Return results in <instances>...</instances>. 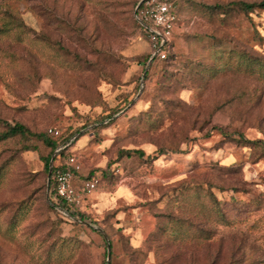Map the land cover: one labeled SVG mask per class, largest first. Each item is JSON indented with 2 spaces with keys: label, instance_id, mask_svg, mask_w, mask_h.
Returning a JSON list of instances; mask_svg holds the SVG:
<instances>
[{
  "label": "rangeland",
  "instance_id": "rangeland-1",
  "mask_svg": "<svg viewBox=\"0 0 264 264\" xmlns=\"http://www.w3.org/2000/svg\"><path fill=\"white\" fill-rule=\"evenodd\" d=\"M136 1L0 0V119L65 135L112 114L68 149L103 176L73 217L50 147L0 141V264H264V150L238 137L264 141V8L232 5L262 0H177L158 63Z\"/></svg>",
  "mask_w": 264,
  "mask_h": 264
},
{
  "label": "built area",
  "instance_id": "built-area-1",
  "mask_svg": "<svg viewBox=\"0 0 264 264\" xmlns=\"http://www.w3.org/2000/svg\"><path fill=\"white\" fill-rule=\"evenodd\" d=\"M176 5V0H140L133 10L139 32L151 47V58L158 56L164 59L167 56V50L171 48V37L177 20ZM47 133L56 136L59 130L56 126H50L47 128ZM65 146L58 147L56 152ZM82 167L77 154L69 152L60 166L54 170V194L66 205H79L88 194L98 188L103 180L101 172L81 176ZM115 172H119V169H115ZM58 210L70 217L67 209L58 208Z\"/></svg>",
  "mask_w": 264,
  "mask_h": 264
},
{
  "label": "trees",
  "instance_id": "trees-1",
  "mask_svg": "<svg viewBox=\"0 0 264 264\" xmlns=\"http://www.w3.org/2000/svg\"><path fill=\"white\" fill-rule=\"evenodd\" d=\"M140 0L136 1L135 6L137 5V3ZM179 1V0H178ZM178 1L176 0V14H177V10H178ZM233 4H237L239 5L243 10H251L253 7L257 6L260 8H264V0L260 1L259 3H248L245 1H237V2H233ZM134 6V8H135ZM134 10V9H133ZM9 19H12L13 22L9 23V25L4 26L2 31H9L10 29L13 28V26H19V23H17V19L18 17L14 16L13 14L9 13L7 14ZM132 17H133V21L135 23V25L138 27V24L133 16V12H132ZM177 23V20H176ZM176 26V25H175ZM151 54H149L150 57ZM148 57V58H149ZM173 57V51H171V48L167 50V56L164 59H160L158 56H154L153 58H151L150 63H158V62H165L170 60V58ZM147 74V71L145 73V75ZM111 115L112 114H108L106 116H103L102 118L99 119H93L91 122L87 123V124H81L78 127L73 128L72 130H70L69 132H67L65 135L62 134H58V135H50L46 132L44 133H33L31 132L26 126H24L21 123H10L7 120H3L0 119V122L3 123L5 125V128L0 130V141H3L7 138L19 135L24 139H30L32 137H38L39 139L42 140V142L47 145L48 147H50V153L48 155H46L45 157H41V161L43 162V169L44 171L47 173V186L49 189V201L50 204L53 208L54 211H58V208H65L68 210L69 216L73 217L75 216L76 212L74 211V207L75 206H69L64 204L63 201H61L60 199H58L55 194H54V184H53V175H54V170L57 166H60V163L57 165H52V162L50 163L51 160V153L56 151V149L62 145H66L63 149H60L58 151L57 157H59L60 155L62 156V158H64L68 153V149L70 148L71 143L78 139L83 133L80 132L82 129L91 126L90 129L86 130L90 131L92 134H94V131H96V129L102 125H107L110 123L111 119ZM76 134H78V137H74ZM74 137V139L72 140L71 143H69V141ZM239 139H243L246 140V142L251 143L253 145H257L259 147H261L264 150V141L261 139H248L246 138L243 134H238ZM69 143V144H67ZM26 150H37V147L33 144H28L25 147ZM165 149L164 148H160L159 152L164 154L165 153ZM125 153L126 156H131V155H138L140 157H143L145 155L144 151L141 149H126V150H120V154ZM23 206H24V202H23ZM26 207V206H25ZM61 213V212H60Z\"/></svg>",
  "mask_w": 264,
  "mask_h": 264
},
{
  "label": "water",
  "instance_id": "water-1",
  "mask_svg": "<svg viewBox=\"0 0 264 264\" xmlns=\"http://www.w3.org/2000/svg\"><path fill=\"white\" fill-rule=\"evenodd\" d=\"M151 59V58H150ZM147 67L145 68L144 72L146 71ZM52 159H53V155L51 156V160H50V163L52 162ZM107 257H109V251H107Z\"/></svg>",
  "mask_w": 264,
  "mask_h": 264
},
{
  "label": "crops",
  "instance_id": "crops-1",
  "mask_svg": "<svg viewBox=\"0 0 264 264\" xmlns=\"http://www.w3.org/2000/svg\"><path fill=\"white\" fill-rule=\"evenodd\" d=\"M84 173H85V170H84L83 167H82L81 176H83V177H84V176H87V175H85Z\"/></svg>",
  "mask_w": 264,
  "mask_h": 264
}]
</instances>
